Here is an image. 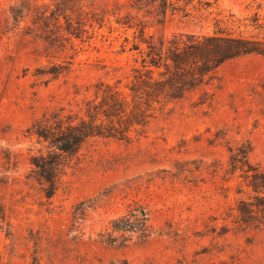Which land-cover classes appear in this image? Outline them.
Wrapping results in <instances>:
<instances>
[{"label": "rangeland", "instance_id": "rangeland-1", "mask_svg": "<svg viewBox=\"0 0 264 264\" xmlns=\"http://www.w3.org/2000/svg\"><path fill=\"white\" fill-rule=\"evenodd\" d=\"M169 1L163 15L157 5L84 0L68 12L81 38L63 39L62 17L48 31L33 23L51 0H0V264H264V223L234 222L245 185L229 165L244 144L264 168V56L224 63L205 87L209 105H194L199 91L156 111L140 135L88 146L51 198L30 173L39 145L26 130L55 108L76 109L94 83L126 95L139 30L156 43L180 33L264 39V0ZM52 65L66 70L53 78ZM137 208L147 237L100 241L110 220Z\"/></svg>", "mask_w": 264, "mask_h": 264}, {"label": "trees", "instance_id": "trees-1", "mask_svg": "<svg viewBox=\"0 0 264 264\" xmlns=\"http://www.w3.org/2000/svg\"><path fill=\"white\" fill-rule=\"evenodd\" d=\"M51 1L54 8L49 15L46 11H38L37 21L33 23L48 31V20L59 23L62 17L65 27L61 29V37L81 38L80 32L84 29L78 21L77 26L71 25L68 14L79 9L84 0ZM130 1L139 6L157 5L163 15L168 7L175 9L169 0ZM18 16L19 11L15 18ZM58 37L47 34L44 38L52 43ZM130 50H134L137 56L134 57L131 79L126 84V95L104 82L94 83L92 94L77 102L76 109L55 108L42 114L26 130L39 145L30 157V173L47 199L57 191L68 163L96 141L129 140L133 129H139L140 135L156 111L170 104H179L199 91L201 94L194 105H209L212 94L205 87L217 78L218 69L227 61L239 57L252 54L264 56V39L216 32L180 33L156 43L139 30ZM64 70L52 65L47 74L56 78ZM229 151L232 152V149ZM249 152L250 148L242 144L231 153L229 162L232 171H241L245 185V190L240 188L237 191L245 193V197L239 198L235 206L234 222L241 229L257 228L264 223V168L249 162ZM83 212L84 209H81L79 214L82 216ZM147 221V213L142 208L134 209L129 214L110 220L99 233L100 241L114 245L125 244L134 235L145 238L149 234Z\"/></svg>", "mask_w": 264, "mask_h": 264}]
</instances>
